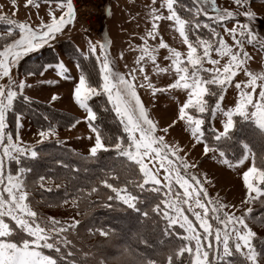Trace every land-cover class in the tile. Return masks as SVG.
Masks as SVG:
<instances>
[{"label":"snow or ice","instance_id":"obj_1","mask_svg":"<svg viewBox=\"0 0 264 264\" xmlns=\"http://www.w3.org/2000/svg\"><path fill=\"white\" fill-rule=\"evenodd\" d=\"M41 2L47 11L31 22L0 13V22L6 26V31L0 34V264H90V261L107 264L104 258H97L94 251L97 245L80 244L77 247V242L71 238L79 236L82 220L57 218L40 211L41 205L49 209L64 206L78 209L79 203L93 194L98 197L96 202L102 200L105 207L111 209L113 203L110 202H118L133 210L145 229L160 232L161 244L165 240L173 241L167 252L155 256L134 253L125 246L118 257L112 258L116 264H264V252L254 243L259 239L264 245V237H258L250 226V222L264 226V215L254 217L250 207L257 201L264 205V150L258 154L249 143L241 141L242 155L233 164L221 147V143L227 144L232 139L231 130L237 115L245 121L251 120L264 141V71L251 70L254 57L245 50L248 45L264 52V35L253 26L258 15L253 7L255 0H228L223 8L217 5V0H191L190 4L183 0H151L147 6L151 27L139 37L140 45L135 49L129 45L135 59L131 66L130 62L124 63L126 72L119 70L117 58L110 54V39L93 41L87 38L84 49L75 48L76 67L81 68V58L89 62L94 58L90 73L81 70L78 77H73L65 62L56 58L55 63L37 62L21 78L19 74L14 75V71L25 58L45 48L54 50L58 38L75 27L77 13L73 0H27L25 6L35 7L38 15ZM260 6L264 8V0ZM201 15L208 18L207 22L200 19ZM135 18L130 13V19ZM163 21L171 22L182 46H186V53L169 46L162 38L155 46L148 43L149 39L156 40ZM229 24L232 26L227 27ZM225 35L231 37V44ZM165 49L167 53L158 62L159 51ZM213 52L217 58H213ZM124 55L120 52L118 58L123 60ZM224 58L227 60L221 66ZM206 63L211 67H206ZM49 72L54 75L48 77ZM238 73H243L246 80L236 81L234 78ZM153 75L157 80L166 75L167 82L158 85L150 79ZM36 76L41 77L37 81L40 85L58 86L60 79L71 82V99L85 113L82 119L87 122V139L91 141L85 149L86 154L77 155L85 162H99L105 153H114L113 161H120L125 173L123 182L114 168L107 172L101 169L104 173L101 178L91 182L87 189L79 188L73 193L66 190V182L58 183V178L47 172L29 179L32 170L24 166L25 158H37V145L53 137L61 143L57 136L58 126L46 114L42 115L48 124L38 131L34 143H24L20 136L26 113L18 107V102L31 105L32 97L26 90L34 85L28 83V78ZM233 84L237 90L234 105L222 107L225 90ZM141 90L148 95V106L140 95ZM176 91L184 93L186 98L178 106L175 118L162 126L152 115L151 109L156 107L153 101L158 103L165 94ZM257 92L258 96L254 95ZM59 98L56 92L50 94V102ZM93 98L98 102L92 103ZM211 98H214V104H210ZM101 108L104 113L115 114L114 119L123 130L121 135L107 134L96 123ZM209 112L213 118L221 117L222 130L210 128L215 147H210L203 130L205 115ZM10 115L14 118L15 132L9 130ZM80 122L75 120L69 127L75 128ZM180 123L190 130L197 143L203 144L204 155L211 151L214 158L230 168L251 160L250 166L241 174L244 195L239 204L222 202L219 195L212 197L206 187V173L203 180L190 173L189 169H195L197 165H190L180 154L184 149L178 141L167 140L171 129ZM55 163L69 168L59 159ZM71 170L79 173L80 168ZM84 171L89 169L85 167ZM128 176H138V179L130 180ZM101 185L114 195L101 197ZM175 185L182 192L174 191ZM62 188L65 189L62 198L44 197L45 193ZM132 189L157 196L164 191L157 202L141 208L145 201L134 195ZM36 192H40V200L34 199ZM76 215H80L79 211ZM176 225L184 233L179 244L174 242ZM86 233L104 241L115 235L114 230L106 226H89ZM140 243L150 246L143 236Z\"/></svg>","mask_w":264,"mask_h":264},{"label":"rangeland","instance_id":"obj_2","mask_svg":"<svg viewBox=\"0 0 264 264\" xmlns=\"http://www.w3.org/2000/svg\"><path fill=\"white\" fill-rule=\"evenodd\" d=\"M9 0H0V12H5L7 9V4ZM89 2V0H85L84 5L86 7H83L80 9L79 13V19H76L78 24L75 22V26L79 25L81 22H86L88 20L87 15L90 14V10L92 9L93 2L90 0V4L86 3ZM191 1V0H190ZM15 2V3H14ZM18 0H13V3L16 4ZM137 2L141 1H135L132 3V0H127V3L124 4L123 0H114L113 2L111 0H104L102 3V0H95V3L93 7L99 12L98 19L99 22L95 19L91 23L93 26V29L96 31L94 33H89L87 31H75L73 34L66 36L67 39L64 40H70L74 45L77 47L84 49L86 47V39L90 38V35H95L97 39H110L112 43L110 44V54L112 57H116V64L119 70L121 71H127L126 68H124L125 62H130L129 66H131V62H134L135 56L132 54V52L129 49V45H132V48L135 49L137 45H140L142 41L139 39L140 36L145 35L146 29H149L151 27V21L149 17L147 16V12L149 11L148 5L151 0H144L142 1L143 4H141V7L136 12V5ZM183 2H188V0H183ZM12 3V2H11ZM12 3V4H13ZM148 3V4H147ZM23 4V3H22ZM41 4H43L41 2ZM101 4V6H100ZM190 4V3H189ZM228 0H217V5L221 8L227 6ZM261 0H255V3L253 4V7L255 11L258 13L256 19L253 21V26L255 30L262 35H264V8H261L260 6ZM158 6V4H157ZM3 7V8H2ZM100 7V8H99ZM234 8V5H232ZM125 9L127 12H125ZM27 10H30L28 12H33V15L35 16H44L47 7L45 9H39V14L37 15V10L35 7L27 8ZM109 12L111 14H109ZM125 13V14H124ZM130 13L132 16H135V19H130ZM98 14V13H97ZM164 14L166 15V9L164 10ZM93 16L91 15L90 18ZM105 17V20H104ZM97 18V17H96ZM125 24L121 26V21L123 19ZM200 19L207 22V17L201 15ZM241 21H243V17L240 18ZM142 20L144 21L142 24ZM235 21H233L234 23ZM105 23V24H104ZM123 24V23H122ZM171 22L163 21L160 23L158 27V33L156 40L153 41L152 39L148 40V43L150 45L155 46L158 44L159 39H164L166 43L169 44L171 47H176L177 50H180L184 53H186V46H182L181 40L178 36V33H175L174 29L170 26ZM232 25L229 24L227 27H231ZM71 32L73 28H70ZM85 30V29H84ZM220 30V29H218ZM4 31H6V26L3 25L2 22H0V34H2ZM221 31V34L224 35V33ZM204 32L206 33L207 30L205 29ZM81 33V34H80ZM128 36V37H127ZM127 37V38H126ZM225 39L228 43H232L231 37L225 35ZM63 41V40H62ZM61 40L57 41L55 45V49L59 50V43L62 42ZM46 49H44L45 52ZM245 50L249 52L253 57L254 60L250 63V68L253 71L256 72H262L264 71V52H260L258 49H254L252 46L246 45ZM43 53V50L39 51L36 54L31 55L30 57L37 56L38 54ZM124 52V59L121 60L118 58L119 53ZM167 53V50H160L158 54V62L159 60H162L163 56ZM136 55H139V52H135ZM213 58H217L216 54L213 52ZM35 58V57H34ZM60 60H63L68 67L70 63L68 60H66L63 57H59ZM227 58H224L221 62V66L223 62H226ZM161 66H166L161 64ZM206 67H211V65L207 64ZM69 68V67H68ZM76 68V67H75ZM70 74L73 77H78L79 71L77 69L73 70L70 69ZM35 81L28 83L33 84L34 87L27 89L26 94L29 95L32 98H36L39 100H42L41 95H44L46 93H49L47 98H44L47 103L52 104L54 106H57L61 109H64L65 111H70L81 118V122L77 125L76 128L73 129V136L66 140L67 138L63 139L60 144L64 145V147L71 148V149H78L79 152L85 153V149L89 146L91 141L87 139L89 135V131L87 129V122L83 120L85 113L82 109H80L77 105H75L74 101L71 99L70 96V88H71V82L70 81H64L63 79H60L57 85H40L37 83L39 79L35 77H29ZM155 83L158 85H163L167 82L168 77L165 75L161 79L157 80V78L153 75L150 77ZM236 81H244L246 80V77L243 73H238L237 76L234 78ZM226 91V99L222 101V107H229L234 105V100L237 95V90L235 89L234 84L231 85ZM56 92L59 94V99L55 102H50V94ZM140 95L142 99L144 100L146 106H148V95L145 94L143 90L140 91ZM254 95L258 96V92ZM186 98V95L180 91H176L175 93H169L165 94L158 103L153 101V103L156 104L155 108H152V115L155 117L159 123L163 126L166 122H169L171 119H174L177 111L178 106L183 102V100ZM214 98L210 99V104H214ZM50 105V106H52ZM251 110V109H250ZM211 116V113L205 115V118ZM236 116H234V119ZM211 125L212 127H215L217 130H222V124H221V117L218 115L217 117L213 118L211 116ZM251 121V120H249ZM80 129V130H79ZM40 129L32 126L29 124L26 118L22 121V127L20 129V136L22 138V141L24 143H34L36 139H38V131ZM79 130V131H78ZM206 140L208 138L211 139V142L213 141V135L211 132H207L206 134ZM237 144L241 142L238 138H235ZM167 140L175 143L179 142V145L184 149L183 152L180 154L182 156H185L187 162L191 165L195 163L197 167L195 169H189V171L193 174H196L199 176L202 180L204 179L203 174H207V180L206 183L207 190L211 194L212 197H216L219 195L222 199V202L227 203H235L239 204V201L244 195V190L242 187V178L241 174L248 166L251 164V160H248L245 162L244 165H237L236 167H229L227 165H224L221 163V161L218 158H214L213 153L210 151L207 155L203 154V144L197 143L190 134V130L187 129L183 123L177 124L175 127L171 129V133L167 136ZM208 141V140H207ZM49 142H56L55 139H50L48 141H45L42 145H37L36 150L38 151L39 155L44 154V146L47 145ZM211 145H215L211 143ZM73 147V148H72ZM214 147V146H210ZM241 154L242 155V148L240 146ZM231 156H226L227 159L231 160L233 164H236L237 159L235 160V152L233 150ZM232 157V158H231ZM30 160V158H25L24 160V166H27V162ZM6 165V170H7ZM11 167L14 169L16 166L15 164L11 165ZM179 190L182 192L181 189H179L178 185L174 186V191ZM164 191V190H163ZM163 193V192H162ZM38 195L35 193L34 198H36ZM71 198H69L70 200ZM253 205V204H252ZM250 205V207H252ZM42 209V207L40 208ZM234 210V209H230ZM77 209L72 208L70 206H64L58 210L57 214H66V217L62 219H67L69 217H75L78 218L77 215ZM256 213V210H254L253 214ZM189 215L190 219H194L191 217L190 213H186ZM237 214L239 212L237 211ZM252 214V215H253ZM257 217V215H255ZM60 218V217H59ZM179 226V225H178ZM250 226L253 227V230L257 232L258 237H264V226L256 223H251ZM254 243L257 245L258 249L261 252H264V245L260 244V240L257 239L254 241Z\"/></svg>","mask_w":264,"mask_h":264},{"label":"trees","instance_id":"obj_3","mask_svg":"<svg viewBox=\"0 0 264 264\" xmlns=\"http://www.w3.org/2000/svg\"><path fill=\"white\" fill-rule=\"evenodd\" d=\"M191 1L185 2V4H189ZM181 15H183V11L181 10ZM77 46L74 45L70 40H63L59 43V52L66 58L77 62V54L75 53V48ZM43 53L38 54L34 57L25 58L23 62L18 66L17 72L19 74H24V72L33 67L37 62L39 63H55L56 58H58L59 54L55 49L45 48ZM94 64V58L92 62L87 60H82L81 58V68L86 74L92 71ZM96 71L98 72V66L96 67ZM98 79V77H96ZM106 100V97L104 98ZM96 98H93L92 103H97ZM214 102V101H213ZM18 107L26 113L25 117L28 119L30 125L35 126L39 129L41 127H46L48 121L43 119L42 114H46L50 117V120L53 124H56L57 130H65L70 128L69 125L75 123V120H79V116L74 113L61 110L50 106L49 104L32 99V103L30 106H24L22 102H18ZM108 108H111V105H108ZM114 113H104L103 108L98 112V123L101 128L105 131V133L110 134L112 136L121 135L123 130L119 125L118 120L114 119ZM211 116L205 118L206 123L203 126V130L205 132V136L207 132H210L211 125ZM9 120L11 123L9 124V130L15 132V124L14 118L10 115ZM235 127L231 130L232 139L227 143H221V147L226 150V156H231L233 150L235 152V160L239 159L241 156L240 146L241 143L237 144L235 138H238L240 141L247 142L253 148V151L258 154L264 150V141H262L258 135L255 124L252 121H245L238 115L234 119ZM208 140V141H207ZM206 141L209 142L210 146L211 139L208 138ZM214 144V143H213ZM44 154L39 155L37 158H30L27 162L28 168L32 170L29 174V179L36 178L39 174L48 173L49 175L57 177V182H66L68 187L67 191L69 193H73L76 189L85 188L91 186V182L97 181L101 178L104 173L101 172V169H104L105 172L109 171L111 168L116 169L117 173L121 176V182L124 181V171L121 169L120 161H113L114 153H105L100 157L99 162H85L80 159L77 155L86 154L75 151L71 148H66L62 144H58L57 142H49L46 146H44ZM232 158V157H231ZM61 160L63 164L69 165V168H64L62 165H58L55 163L56 160ZM73 167L80 168L79 173L73 172L71 169ZM87 167L89 169L88 172L84 171V168ZM191 173V172H190ZM75 177L74 179H68ZM130 180L138 179V176H128ZM110 182H113L109 177ZM101 197H106L108 194L114 195L111 193L109 189L103 188L100 186ZM133 194L137 195L141 201H145L141 204V208H147L150 206V203H155L158 199L163 197V190L157 196L155 193H149L147 191H140L139 189H132ZM65 189H60L58 191H54L53 193H45L44 197L46 199H54L57 197L64 196ZM38 195L35 200L41 199L40 192H36ZM72 198L69 195L68 199ZM92 201L89 203L88 201ZM98 197L96 195H92L88 197L86 200L79 203V207L77 211H79L80 215L77 216V219L82 220V225L79 228V236L73 235L71 238L77 242V247L80 244H84L85 246L97 245L94 251L98 254L97 258H104L107 261V264H116V261L112 258L118 257L120 254V250L127 246L134 251V253L146 254L148 256H155L160 252H167L168 245L173 241L165 240L164 244H161V234L159 231H152L150 228L145 229L143 225L139 222L140 217L137 213H135L131 209H127L126 206L119 204L118 202H110L113 203V208L105 207L103 201L96 202ZM41 212L44 214L54 215L57 218H64L66 214H57L60 209H49L44 205H41ZM253 212L256 210V213L253 214L254 217H260L264 215V205H262L259 201L253 203L252 205ZM89 226H106L114 230L115 235L109 241H104L99 237L89 236L86 233V228ZM160 228H163V223L160 224ZM173 232L176 235L175 243H181V237L183 236V230L179 228L178 225L175 226ZM143 236L144 239H147L148 245L140 243V238ZM47 251V250H46ZM184 257H187V253L184 254ZM90 264H95L94 261H90Z\"/></svg>","mask_w":264,"mask_h":264},{"label":"crops","instance_id":"obj_4","mask_svg":"<svg viewBox=\"0 0 264 264\" xmlns=\"http://www.w3.org/2000/svg\"><path fill=\"white\" fill-rule=\"evenodd\" d=\"M103 1L104 0H102V3H103ZM112 2L114 1V0H111ZM124 1V4H126L127 3V0H123ZM136 0H132V3L133 2H135ZM137 1H141V2H139V4H138V2H137V5H136V12H137V10L141 7V4H143V2L142 1H144V0H137ZM13 3V0H9L8 1V4H7V9H6V11L5 12H0V13H3V14H5V15H7V16H9L10 18H14V19H17V20H19V21H25V20H27V21H29V22H31V21H33V20H37L38 19V16H35V15H33V12H34V10H33V12H28V11H30V10H27V8H29V7H26L25 5H26V2H27V0H18V2L16 3V4H12ZM23 3V4H22ZM151 2H149V4H150ZM148 4V3H147ZM100 6H101V4H100ZM3 8V7H2ZM46 8V5H44V4H41V6H40V9H45ZM100 8V7H99ZM1 9V8H0ZM1 11V10H0ZM125 12H127V10L125 9ZM57 14H58V12H57ZM125 14V13H124ZM104 20H105V17H104ZM126 20V18L125 19H123V21L122 20H120L121 21V26L122 25H124L125 24V21ZM77 24H78V22L77 21H75ZM99 22V21H98ZM143 20H142V24H143ZM123 23V24H122ZM105 24V23H104ZM79 26L80 25H76L74 28H73V30H72V32H71V29H69L68 31H66L65 32V34H64V36L63 37H60V38H58V40L57 41H59V40H64V39H67L66 38V36H68V35H70L71 33L73 34V32H75V31H78V30H80V31H83V32H85V30L83 29V28H79ZM96 31H97V29H96ZM81 34V33H80ZM93 41H95V40H97V37L94 35H90L89 36ZM128 37V36H127ZM126 37V38H127ZM55 49V48H54ZM55 51H57L58 52V56L59 57H63V58H65L66 60H68L70 63H74L75 64V66H73V64H70L68 67L70 68V69H73V70H75V69H77L79 72L81 71L79 68H77L76 67V62L75 61H73V60H70V59H68V58H66V57H64L60 52H59V50L58 49H55ZM59 57H58V59H59ZM76 67V68H75ZM76 71V70H75ZM17 74H19L18 72H17V69L14 71V75H17ZM20 76H21V78L23 77V74H19ZM48 77H51V76H53L54 75V72H49V73H47L46 74ZM35 78H37V79H41V77H39V76H36ZM28 81H30V82H33V81H35V80H33V79H31V78H28ZM49 95V93H46V94H44V95H41V98H42V100H39V99H36V98H32V99H36V100H39V101H42V102H45V103H47L46 101H44L45 99L44 98H47V96ZM47 104H49V103H47ZM50 105H52V104H50ZM53 107H55V108H58V109H61V108H59V107H57V106H54V105H52ZM61 110H64V109H61ZM67 111V110H66ZM68 112H70V111H68ZM72 113V112H71ZM76 115V114H75ZM78 116V115H77ZM26 118V117H25ZM27 119V118H26ZM79 120L81 121V118H80V116H79ZM27 121H28V119H27ZM77 127V126H76ZM75 127V128H76ZM73 129L74 128H68V129H65V130H57V136H58V138H59V140H63V139H65V137L67 138L66 140H68L69 138H71L74 134H73ZM76 129H78V128H76ZM80 130V129H79ZM78 130V131H79ZM16 131V130H15ZM52 139H57V137H53ZM69 147V146H68ZM73 148V147H72ZM75 151H78L79 152V150L78 149H74ZM81 152V151H80ZM81 153H83V152H81Z\"/></svg>","mask_w":264,"mask_h":264},{"label":"built area","instance_id":"obj_5","mask_svg":"<svg viewBox=\"0 0 264 264\" xmlns=\"http://www.w3.org/2000/svg\"><path fill=\"white\" fill-rule=\"evenodd\" d=\"M73 2H74V6H75V9H76V13H77V19H79L80 9L83 8V7H86V5H84L85 0H73ZM89 2H90V0H89ZM89 2L86 1V3L90 4ZM92 2H93V5H94L95 0H92ZM93 5H91L92 9L90 10V14L87 15L88 20L85 23L81 22L79 24L80 25L79 28H83V29H85V31H87L89 33H94L95 32V30L93 29V26L91 25L92 24L91 22L93 20H95V19L97 21H99L98 16H97V15H99V12H98L97 8L95 9L93 7ZM91 15L93 16L92 18H90Z\"/></svg>","mask_w":264,"mask_h":264},{"label":"flooded vegetation","instance_id":"obj_6","mask_svg":"<svg viewBox=\"0 0 264 264\" xmlns=\"http://www.w3.org/2000/svg\"><path fill=\"white\" fill-rule=\"evenodd\" d=\"M96 32V31H95Z\"/></svg>","mask_w":264,"mask_h":264}]
</instances>
